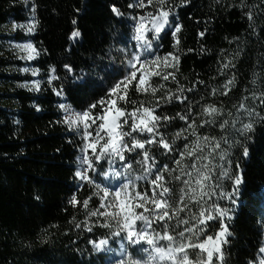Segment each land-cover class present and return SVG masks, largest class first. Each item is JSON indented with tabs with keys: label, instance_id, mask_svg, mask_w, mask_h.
<instances>
[{
	"label": "trees",
	"instance_id": "16d2710c",
	"mask_svg": "<svg viewBox=\"0 0 264 264\" xmlns=\"http://www.w3.org/2000/svg\"><path fill=\"white\" fill-rule=\"evenodd\" d=\"M132 2L29 0L26 4L25 0H0V52L5 50V45L26 42L40 50V55L31 61L20 59L23 53L19 49L0 56V264H114L107 262L105 253L94 251L89 243V240L104 238L107 229L93 226V232L89 233L84 227L95 219L88 218L86 211L98 207L99 197L94 195L96 189L92 185L74 175L81 133L63 123L64 110L59 105H68L74 111L85 109L105 97L114 79H118V76L109 78L105 72L113 66L123 67L122 61L126 63L119 50L125 43L131 46V17L154 11L152 6L133 10L128 7ZM168 2L177 6L178 15L174 16L173 23L182 25L177 34L179 44L170 31L162 33L156 52L161 57L167 53L179 56L175 73L178 84L170 78L163 82L165 89L157 95L195 84L193 92L185 91L188 97L185 104L196 105L197 112L202 110V105L215 104L224 110V119H230L227 113L231 111L235 115L244 97L264 91V0H243V6L241 0ZM33 3L38 21L36 30L28 33L24 28L14 29V24L27 25L32 19ZM114 4L122 15L112 12ZM248 12L253 15L252 21L246 15ZM73 31H79L80 36L73 38ZM201 32L205 33L203 37L199 35ZM228 62L235 67L221 69V64ZM65 64L71 65L73 71H67ZM25 67L39 69V73L33 76L32 71L21 70ZM81 79L95 83L86 92L78 91L75 85ZM227 79L234 82L229 86L228 95L223 96L220 90ZM31 81L40 82L39 90ZM152 82L155 85L162 81L160 77H153ZM213 88L217 89L215 95L211 92ZM57 91L62 94L57 95ZM128 97L137 104L144 101L146 106L155 100L150 93H138L131 86ZM246 103L255 107L259 100L248 99ZM119 106L129 111L133 107L123 101ZM183 108L184 105L173 100L157 114L174 117ZM93 111L99 114L100 109ZM256 111L264 116V105L256 107ZM196 119L199 122L200 117ZM183 126L184 122L176 118L160 131L171 141L172 135ZM202 132L221 134L218 127L215 131L204 129ZM250 135L251 140L246 141L247 157L239 145L229 149L232 171H236L238 163L243 183L236 195V205L227 200L220 202L221 206L234 209L233 218L225 220L230 235L223 244L224 264L256 261L258 249L264 246V123H256ZM176 143L182 146L183 141ZM150 148L158 163L168 162L162 148L158 145ZM132 163L131 175H141V166ZM137 183L140 190L148 188L147 181ZM231 187V182L226 181V190L230 191ZM73 195L81 202L75 207L69 203ZM89 197L88 209H85L82 202ZM190 207L192 213H198V206ZM181 215L184 219L191 218L187 210ZM76 224L82 226L77 228ZM209 225L206 234L214 235L219 222L211 221ZM115 240L112 246L116 245ZM216 264L220 262L216 260Z\"/></svg>",
	"mask_w": 264,
	"mask_h": 264
},
{
	"label": "snow or ice",
	"instance_id": "6c2138e0",
	"mask_svg": "<svg viewBox=\"0 0 264 264\" xmlns=\"http://www.w3.org/2000/svg\"><path fill=\"white\" fill-rule=\"evenodd\" d=\"M188 2L189 0H182L184 4ZM25 3H29V0H25ZM241 4L243 6V0ZM146 6H152L154 11L131 17V46L125 43L119 50L126 63L122 61L123 67L113 66L111 71L105 72L109 78L118 76L107 89L105 97L80 111H74L65 104L59 105L65 112L63 123L70 130L81 133L85 142L81 149L83 155L80 157V166L74 175L80 181L92 185L96 189L94 195L99 197L98 207L86 211L88 218L95 219L91 225L85 223L84 227L89 233L93 232V226L107 229L104 238L89 240L94 251L115 252L116 249L109 245L117 237L122 242H127L120 244L119 255L122 258L115 260V264H216V260L224 264L223 244L227 243L230 235L225 220L233 218L234 209L221 206L220 202L227 200L236 205V195L243 183L238 163L235 165L236 171H232L233 161L229 149L239 145L243 148V155L248 156L246 141L251 140L250 134L254 131L255 124L264 123V116L256 111V107L264 105V91L259 95L252 92L250 97H244L235 115L231 111L227 113L230 119H224V110L215 104L202 105L199 112L195 111L196 105L185 104L188 97L184 93L193 92L195 84L187 89L180 86L176 92L169 90L163 95H157L165 89L163 82H168L170 78L178 84L175 73L180 59L173 53H167L163 57L158 55L156 49L160 45L157 42L162 33L170 31L178 45L177 34L182 25L173 23L174 16L178 15L177 6L170 4L168 0H147V5L145 0H133L128 5L133 10L144 9ZM111 10L118 16L122 15L115 4L111 6ZM31 11L32 19L27 25L14 24L13 28L34 32L38 23L34 3ZM246 15L252 21V13L248 12ZM199 35L203 37L205 33L201 32ZM78 36L80 32L73 31L72 37ZM15 47L23 53L20 59L31 61L40 55V50L31 42L16 44ZM64 67L69 72L73 71L71 65L65 64ZM234 67L231 62L221 64V69ZM169 68L173 71H166ZM21 70L32 71L33 76L39 73V69L27 67ZM50 70L55 72V68ZM220 74L223 75V71ZM153 77H160L162 82L154 85ZM51 80L52 77H49V82ZM233 82V79H227L220 94L227 96ZM30 83L39 90V81ZM94 83L81 79L75 87L78 91L86 92ZM198 83L204 84L203 81ZM25 86H28L27 83ZM130 86L135 87L138 93H150L155 98L154 102H149L146 106L144 101L137 104V101L130 100ZM211 92L215 95L217 89L213 88ZM56 94L61 95L62 91H57ZM248 99H258L259 105L249 107L246 103ZM173 100L184 105L181 112H177L174 117L166 113L157 114L158 110L171 104ZM120 101L130 103L133 107L130 111L120 107ZM97 107L100 112L94 114L93 110ZM197 117H200L199 122ZM176 118L183 121L184 126L169 141L160 129L170 125ZM216 127L220 129V135L202 132L204 129L215 131ZM181 139L182 146L177 145L176 141ZM152 145L163 149L168 162H157L156 156L151 154ZM129 153L135 155L127 156ZM116 161L121 162L127 173H114L116 177L123 179L114 188L102 187L89 174L96 172L107 176L108 173L102 171L104 162L113 164ZM133 161L141 166V175H131ZM140 180L147 181L148 188L140 190L137 183ZM226 181L231 182L230 191L225 188ZM90 199L91 197L82 202L85 209H88ZM69 203L75 207L81 202L73 195ZM190 206H198V213H192ZM186 210L191 213L190 220L182 218L181 214ZM192 221L195 223H191ZM211 221H218L220 225L214 235L206 234ZM81 226L75 225L77 228ZM157 227L161 230L157 231ZM257 255L259 259L250 260L248 264H264V246L258 249ZM125 256L126 259L123 258Z\"/></svg>",
	"mask_w": 264,
	"mask_h": 264
},
{
	"label": "rangeland",
	"instance_id": "374dc122",
	"mask_svg": "<svg viewBox=\"0 0 264 264\" xmlns=\"http://www.w3.org/2000/svg\"><path fill=\"white\" fill-rule=\"evenodd\" d=\"M131 23L133 25V21L132 20H131ZM15 45H16L15 43H12L10 45H5L4 46L5 50H3L2 52H0V56H7V55H9L10 54L9 52H12L13 49H17L15 47ZM64 116H65V112H64ZM129 123H131V121H129ZM93 128H95V125L93 126ZM90 130H92V129H90ZM81 131H82V128H81ZM81 143H82L81 144V149H82V147H83V145L85 143L84 140H83V138H82V134H81ZM81 149H80V154L78 156L77 170H78V168L80 166V157L83 155ZM89 155L91 156V150H89ZM126 155H128V154H126ZM102 171L108 173V175L105 176V175H102V174H99V173H96V172H90L89 174L91 176H93V178H96L97 180H100L101 182L98 181V183H100L102 187H105L106 186V187H110V188H114V187L118 186L119 183H122L123 182V179L122 178L116 177L114 175L115 172L118 171V172H121V173H127V169H125L122 166L121 162H119V161H116L113 164H108V163L104 162V167H103V170ZM115 239H116L115 240L116 241V245L115 246H112L111 243H110L109 247H111L113 249H116V251L115 252H111V253H105L104 252L105 255H106V258H105L106 261L107 262H114V264H115V260L122 258L119 255V247H120V244L121 243H125V244L127 243L126 241H123L122 242L118 237L115 238ZM99 252H102V251H99Z\"/></svg>",
	"mask_w": 264,
	"mask_h": 264
}]
</instances>
